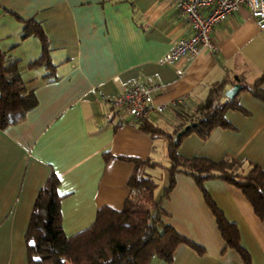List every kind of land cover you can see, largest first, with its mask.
I'll use <instances>...</instances> for the list:
<instances>
[{"label":"crops","instance_id":"obj_1","mask_svg":"<svg viewBox=\"0 0 264 264\" xmlns=\"http://www.w3.org/2000/svg\"><path fill=\"white\" fill-rule=\"evenodd\" d=\"M27 19L37 21L48 39L53 78H43L44 65L25 67L41 53L37 36L20 37ZM190 32L171 0H0V49L24 66L20 77L36 98L20 121L0 128V264H28L24 232L34 198L51 172L59 180L62 230L71 236L87 228L101 207L121 209L134 164L119 157L155 161L157 142L166 148L165 137L152 138L120 121L110 101L124 86L156 82L161 86L157 101L182 97L180 104L150 117L171 134L182 119L176 112L193 113L212 85L227 82L223 101L231 85L260 76L264 28L245 7L214 25L216 53L201 51L175 65L164 62L165 53ZM237 93L246 113L226 110L231 128L216 127L206 139L187 134L177 147L180 156L234 159L242 172L251 161L264 170V103L246 90ZM103 153L110 157L105 160ZM153 169L140 171L150 175ZM204 188L236 225L248 264H264V224L241 191L221 179L205 181ZM160 208L162 221L202 252L180 243L169 262L153 256L149 264H246L225 247L190 175H174Z\"/></svg>","mask_w":264,"mask_h":264},{"label":"trees","instance_id":"obj_2","mask_svg":"<svg viewBox=\"0 0 264 264\" xmlns=\"http://www.w3.org/2000/svg\"><path fill=\"white\" fill-rule=\"evenodd\" d=\"M20 37L37 36L41 42V53L37 59L26 65L33 68L44 65L48 73L44 79L53 78L54 65L50 61L48 39L40 24L33 20H22ZM24 66L14 59L10 53L0 49V128L20 121L25 113L34 107L36 98L31 89L22 81L20 75ZM264 68L260 76L251 83H241V90L264 103ZM241 82V81H239ZM227 84L225 80L212 85L203 101L199 102L193 113L184 116L183 111L176 114L182 116L168 134L150 118L136 121L138 129L152 138H166V154L168 158L167 185L163 187L158 198L155 196L157 182L141 167H157L156 161L129 157L120 159L133 162L134 168L128 178V194L120 210L103 206L96 211L93 222L85 229L71 236H66L61 226L60 199L57 192L58 177L51 172L43 186L37 192L29 220L24 232L26 259L28 264H149L153 256L169 262L175 247L186 243L198 253L202 248L178 234L170 225L165 224L160 215V201L167 197L174 185V175L185 173L192 177L203 199L212 213L216 226L224 241L225 247L234 249L246 264L248 253L239 243V234L235 224L224 217L204 188V182L210 179H221L238 188L256 217L264 224V170L254 162L248 161L245 171L240 170L241 163L234 159L222 158L211 160L204 156L182 157L177 147L187 134L194 132L206 139L216 127L231 128L224 117L226 110L246 111L238 104V93L227 100L219 101V97ZM129 122V118L124 120ZM122 121V122H124ZM196 122L174 142L175 133L187 123ZM107 160L110 155L103 153Z\"/></svg>","mask_w":264,"mask_h":264},{"label":"built area","instance_id":"obj_3","mask_svg":"<svg viewBox=\"0 0 264 264\" xmlns=\"http://www.w3.org/2000/svg\"><path fill=\"white\" fill-rule=\"evenodd\" d=\"M179 15L184 17L191 30L189 35L180 37L176 44L164 55L163 61L175 65L181 58H191L201 51L216 53L217 41L212 35L214 25L224 21L231 13L240 7H245L254 19L258 28H264V0H171ZM180 75L182 69L176 68ZM156 82H132L124 86L110 101L111 106L118 111L120 121L125 116L129 123L135 124L144 118L160 114L168 107L180 104L183 99L177 97L169 102L157 101L155 93L160 90ZM61 263L68 264L64 258Z\"/></svg>","mask_w":264,"mask_h":264},{"label":"rangeland","instance_id":"obj_4","mask_svg":"<svg viewBox=\"0 0 264 264\" xmlns=\"http://www.w3.org/2000/svg\"><path fill=\"white\" fill-rule=\"evenodd\" d=\"M167 125H165L166 127ZM168 129H171V126H167ZM155 161L158 162L159 166L154 167L150 171L151 177L157 182V188L155 190V196L160 194L163 187L167 185V171L166 167L168 166V158L166 154V148L164 142H157L155 150Z\"/></svg>","mask_w":264,"mask_h":264},{"label":"water","instance_id":"obj_5","mask_svg":"<svg viewBox=\"0 0 264 264\" xmlns=\"http://www.w3.org/2000/svg\"><path fill=\"white\" fill-rule=\"evenodd\" d=\"M242 88V85L239 83H234L233 85H231V87H229L228 89H226L224 91V95L226 97V99H230L232 97H234L236 95V93ZM196 122H192V123H187L183 126L182 129L178 130L175 133V137H174V142H176V139L182 135L184 132H186L188 129H190L192 126H195Z\"/></svg>","mask_w":264,"mask_h":264}]
</instances>
